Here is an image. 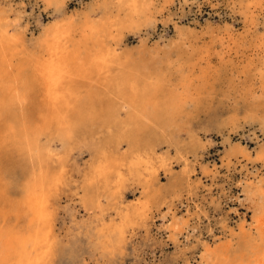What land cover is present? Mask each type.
I'll return each mask as SVG.
<instances>
[{"label": "bare ground", "instance_id": "obj_1", "mask_svg": "<svg viewBox=\"0 0 264 264\" xmlns=\"http://www.w3.org/2000/svg\"><path fill=\"white\" fill-rule=\"evenodd\" d=\"M28 1L59 19L46 28L38 52L24 45L27 20L23 36L9 34V26L15 30L23 21L22 0L16 7L8 2L12 24L6 21L8 15L0 19V264H47L59 243L55 200L67 185L68 169L57 143L63 152L75 144L92 152L95 162L84 175L80 204L98 216L91 234L94 244L102 254L113 255L131 236L129 224L144 213L139 203L132 209L125 206L121 188L131 180L147 194L158 175L155 146L148 140L155 131L150 127L168 126L171 138L180 128L190 137L192 113L210 105L209 72L220 76L245 65L254 71L257 58L264 63V34H258L256 24L258 17L264 21V0H178L176 9L198 13L203 3L212 10L215 2L224 3L231 15L241 17L242 37H234L227 25L217 33L197 21L181 26L173 19L175 0H159L158 5V0H94L71 11L69 0ZM95 10L102 15L97 22L89 18ZM162 17L165 26H174L171 41L124 59L123 29L137 27L144 19L155 30ZM207 36L210 40L200 44ZM198 68L203 72L196 73ZM167 70L181 73L169 75L175 77L169 90ZM226 99L235 108L218 119L217 133L224 139L221 164L199 165L208 181L205 194L195 193V200L182 204L186 218L178 215L180 206L173 202L166 203L161 216H171L168 238L185 264H264V144L253 128L264 134V93L234 92ZM240 121L243 125L236 126ZM246 126L252 128L247 135ZM101 137H107V145L124 142L127 155L115 156L110 147L98 144ZM247 139L259 146L249 149ZM175 151L183 170L182 178L173 180L201 190L202 183L190 186L195 164L190 168L188 158ZM164 167L173 176L171 163L164 161ZM233 187L239 195L232 194ZM103 200L109 203L108 219ZM231 203L245 212L229 209ZM232 215L237 219L232 221ZM75 218L73 214L72 222ZM153 225L146 228V236ZM192 238L190 254L187 244Z\"/></svg>", "mask_w": 264, "mask_h": 264}, {"label": "rangeland", "instance_id": "obj_2", "mask_svg": "<svg viewBox=\"0 0 264 264\" xmlns=\"http://www.w3.org/2000/svg\"><path fill=\"white\" fill-rule=\"evenodd\" d=\"M9 1L11 0H0V19L8 15L9 19L6 21L12 24L14 14L9 11ZM22 1L25 4L23 21L19 23L15 30L11 29L9 26V34L13 35L15 33L19 37L23 36L25 32V20H27L29 22V31L26 32L24 45L38 52L41 49L39 43L40 40L43 39L46 28L57 23L59 18L54 14H50L51 12L45 13L42 9L38 10L33 1ZM93 1L94 0H69L68 9L71 11L79 8V6L82 7V5L92 3ZM175 1V8H172L175 14L173 19L181 26L189 23L193 24V22L197 21L202 27L207 23L208 25L205 26V28L209 27L217 33L218 29L227 25L231 28L230 30L234 37L243 36L244 27L241 17L238 14L231 15L228 9H225L224 3L215 2L217 6L213 10L206 3H203L201 11L198 13L196 9H193L194 12H190L188 9H185V7L184 10L176 9L180 8V4L178 0ZM12 2L15 5L14 7H16L21 3V0H12ZM158 2L159 0L155 4L158 5ZM101 16V11L99 10H95L93 13L89 14V18L93 22L99 21ZM159 19L160 20L156 21L155 30H152L149 23L144 21V19L138 20L140 23H138L137 27L132 28L127 26L123 29L121 52L123 53L124 59L130 61L134 57H139L141 49L143 48L148 49L156 43L165 46L171 41L173 38L174 26L170 23L166 26L163 24L166 17ZM79 24L80 23H78V25ZM256 24L258 25V34H264V25H262L264 24L263 17H258ZM224 37L226 36L224 35ZM209 40L207 36L202 39L200 44H204ZM256 60L257 68H255L254 71L253 69H248L246 65H243L244 68L240 67L234 72L224 73L220 76L213 75L209 72L207 75V80L209 79V82H207V84L210 90V105L206 109L204 108L192 113L191 119H189L190 137L192 138L187 136L180 128L175 132L177 136L171 138L168 137V126H163L160 130H154L153 126L150 127V130L155 131V133L153 132L154 136L153 134L148 136L150 137L148 140L153 142L155 146L156 154L153 156V162L155 166L158 167V175L150 185L147 194H142L140 186L133 184L131 180L125 183L126 186H123L124 188H121V196L120 194L119 196L126 197L125 206L127 205L128 208L132 209L134 208V204L139 203L138 206H141L144 213L142 218L129 224L127 230L128 233L131 234V238H128L123 249L120 248L113 255L102 254L100 248L94 244L91 234L97 224L98 219L96 218L98 216L97 214L94 216L87 206H82V204H80L83 195L82 185L84 183V175L95 162V159L91 155L92 152L82 144H75L72 149L63 152L61 144L57 143V151L63 154L68 169V182L67 185L63 186L59 191V195L55 200L56 211L54 223L55 230L59 236V243L47 264H185V261L179 258L181 255L179 252L180 250L175 249L168 238L169 233L166 230V226H168V220L171 219V216L168 215L166 220H161V216L167 211L168 206L166 203L170 204L173 202L177 207L180 206V213L178 215L185 217L183 214L185 206L182 204L191 203L189 199L195 200V197H193L195 193L198 196L205 194L203 190L207 186L203 185H207L208 181L202 178L203 176L200 174L199 165H203L204 163L221 164L220 158L224 156L222 151V142L224 139L217 133L218 119L230 116L235 108L232 101L227 100L226 97L232 95L234 92L242 93V91H253L256 95L264 93L262 90L264 82L259 75V72L264 68V63ZM215 64L214 62V65ZM164 72L168 78L166 79L169 80L166 86V88H168L167 90H169L172 81L174 82L175 80V77L173 78L171 76H175L176 74L181 76V73L172 72L170 70ZM195 72L199 74L203 71L198 68ZM127 74L130 73L127 72ZM177 78L181 77L177 76ZM122 112L123 117H125L128 114L127 107H124ZM242 125V121L236 124V126ZM253 128H255V133H257L256 135L260 140L259 144H264L263 132L256 125ZM246 130L249 132H246L245 135L250 134L252 128L246 126ZM234 141H236V138H234ZM246 141L249 149L259 146V144H256L254 141L248 139L244 140V142ZM97 142L100 145L106 146L110 141H108L107 137H101L97 139ZM171 145H175L176 148H173ZM107 147L115 151V156L117 157L125 156L128 153L127 146L124 142L109 144ZM175 149L182 153L184 158H188L190 168L195 164L194 168L196 171L194 174H191L192 179L190 186H196V184L202 183V185L199 184L201 190H191L187 188V185H185L183 181L178 183L173 180V178H182L181 172L183 170L182 162L176 160L177 153ZM200 157L203 159L200 160ZM164 161L171 163L173 176L167 174L165 167L160 168ZM231 190L233 195H239L237 188L233 187ZM112 191L114 192V189ZM111 192H109V194H111ZM108 204L106 200L102 201L101 208L103 209V213H105L104 218L106 219L109 218V210H107ZM229 206V209H236L240 214L245 212L243 208L234 203H231ZM157 208H159V210ZM73 214H75L76 218L72 222L71 216ZM236 219L237 218L232 215V221ZM193 223L194 222L191 221L189 224L192 225ZM152 224L154 225L151 235L146 236V228H149ZM204 225L205 223L203 224V228ZM196 235L195 233L194 236ZM181 240L183 241L184 238H181ZM194 246L195 242L194 238H192L187 244L189 248L188 253H192ZM190 254L188 255L190 256Z\"/></svg>", "mask_w": 264, "mask_h": 264}]
</instances>
